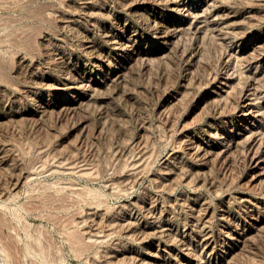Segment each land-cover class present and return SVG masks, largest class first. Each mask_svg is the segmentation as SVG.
<instances>
[{
  "label": "rangeland",
  "instance_id": "374dc122",
  "mask_svg": "<svg viewBox=\"0 0 264 264\" xmlns=\"http://www.w3.org/2000/svg\"><path fill=\"white\" fill-rule=\"evenodd\" d=\"M0 264H264V0H0Z\"/></svg>",
  "mask_w": 264,
  "mask_h": 264
},
{
  "label": "bare ground",
  "instance_id": "6f19581e",
  "mask_svg": "<svg viewBox=\"0 0 264 264\" xmlns=\"http://www.w3.org/2000/svg\"><path fill=\"white\" fill-rule=\"evenodd\" d=\"M208 1V0H207ZM185 2V1H184ZM179 5V4H178ZM176 7H179V6H176ZM118 41V40H117ZM135 51V50H134ZM250 110V109H249ZM132 160V159H131ZM141 160V159H140ZM199 226V225H198ZM92 228V227H91Z\"/></svg>",
  "mask_w": 264,
  "mask_h": 264
}]
</instances>
